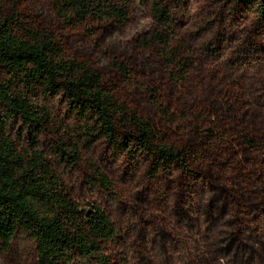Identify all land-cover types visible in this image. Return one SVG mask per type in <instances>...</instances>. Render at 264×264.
Segmentation results:
<instances>
[{
	"label": "rangeland",
	"instance_id": "374dc122",
	"mask_svg": "<svg viewBox=\"0 0 264 264\" xmlns=\"http://www.w3.org/2000/svg\"><path fill=\"white\" fill-rule=\"evenodd\" d=\"M160 1L171 12L173 45L185 43L187 48L179 47L182 56L194 61V82L188 87L171 83L174 68L153 48L136 44L153 28L149 0H134L123 25L64 24L50 0H0V15L15 13L22 22L51 30L67 56L97 69L104 87L131 110L154 120L170 142H188L187 122L180 115L189 108L196 114L197 99L212 100L225 117L253 112L255 117L244 118L241 129L263 132L264 20L259 27L257 16L235 0ZM116 64L125 66L134 83L125 80ZM236 89L241 100L237 111L225 102ZM149 92L171 109L176 124L160 117ZM191 93L195 97L188 96ZM47 103L56 122L72 125L61 101ZM11 126L14 131L21 127L18 122ZM55 137L40 136L45 151ZM223 153L220 179L207 168L198 171L196 179L179 178L174 172L152 177L147 157L131 161L103 140L82 149L77 164L58 169L84 207L99 205L128 236L132 264H264V147ZM94 167L107 176L111 193L92 179ZM239 193L260 196L263 202L251 200L238 213L233 196ZM35 252L34 241L20 233L11 249L0 253V264H34Z\"/></svg>",
	"mask_w": 264,
	"mask_h": 264
},
{
	"label": "trees",
	"instance_id": "16d2710c",
	"mask_svg": "<svg viewBox=\"0 0 264 264\" xmlns=\"http://www.w3.org/2000/svg\"><path fill=\"white\" fill-rule=\"evenodd\" d=\"M149 1L153 28L136 44L153 48L166 66L174 68L171 83L188 87L194 82V61L183 57L179 48L188 46L173 45L170 10L160 0ZM133 2L50 0V5L67 25H123ZM235 3L256 15V24L262 25L264 0ZM116 66L125 80L134 83L124 65ZM149 94L160 117L174 124L171 109ZM49 99L64 104L72 125L55 121ZM225 102L237 111L238 90ZM211 103L197 99L196 114L189 113L191 108L182 112L188 142H170L154 120L131 110L107 90L97 69L67 56L51 30L22 22L15 13L0 15V253L10 250L22 233L35 243L34 264H132L128 236L99 205L84 207L58 168L77 164L82 149L103 140L114 153L131 161L147 157L149 176L174 172L179 178L196 179L198 171L207 168L209 175L220 179L223 168L218 162L223 152L263 148L264 131L241 129L244 118L255 113L225 117ZM12 122H18L20 129L14 131ZM44 133L56 136L48 151L39 140ZM91 176L112 192L110 181L97 167ZM239 184L244 187L243 181ZM233 199L238 213L251 200L263 202L260 196L245 198L242 193Z\"/></svg>",
	"mask_w": 264,
	"mask_h": 264
}]
</instances>
